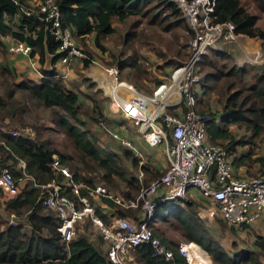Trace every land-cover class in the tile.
<instances>
[{"label":"trees","instance_id":"obj_1","mask_svg":"<svg viewBox=\"0 0 264 264\" xmlns=\"http://www.w3.org/2000/svg\"><path fill=\"white\" fill-rule=\"evenodd\" d=\"M54 1L60 12L62 28L70 31L77 48L86 55L85 59H79L83 68L87 67L93 58L89 50L80 47L79 41L92 38L93 44L104 50L102 39L115 32L113 18L123 22L132 15L142 14L150 2H160L161 7L167 6L172 13L181 15L173 4L164 0ZM255 1L264 7V0ZM26 8H31L29 0H0V166L7 167L16 177L18 172L15 168L18 160L22 159L27 174L39 184L54 181L61 185L67 180L50 168L53 155H57L60 164L69 169L73 181H82L91 186L103 181L109 191L122 193L125 199H135L141 188L159 178L165 169L160 170L148 164L142 168L143 176L139 178L138 158L131 150L123 147L118 154L98 146L96 135L85 127L84 120L81 119L83 113L78 92L68 87L63 78L55 76V69L45 71L40 67V74L36 71L37 80L27 76L18 78L14 68L5 62L8 52V42L5 40L24 42L31 46L30 56L36 55L41 66L46 53L54 54L53 64L65 53L57 50L59 42L45 30L40 14L27 15L23 12ZM212 15L214 22L231 21L237 33L264 41V30L256 24L258 17L249 13L241 0H215ZM174 55L175 58L169 62L173 67L189 57V48H186V51H177ZM129 68V73L123 78L135 87L144 89L141 81L148 79V71L143 63L131 62ZM199 73L203 96L214 95L216 103L221 107L216 113L214 109L209 108L208 102L201 104L202 97L199 100V111L211 115L207 127L208 142L225 147L233 171L241 166L251 167L253 163L258 162L261 166L258 170L260 174L251 177L263 176L264 158L257 156L253 147L257 142H264V64L257 68L239 65L229 53L211 49L202 58ZM208 80L213 82L208 84ZM82 81L87 84L89 82L87 78ZM92 105L89 119H104L111 125L112 121L105 117L102 107L93 100ZM47 111L51 115L48 120L54 125L52 127L42 119V114H48ZM215 117L220 118L219 122H214ZM10 124L20 129L30 128L33 136L12 135L11 132L15 129H12ZM231 124L245 129L249 135L235 139L229 129ZM58 131L67 139L73 152H63L46 136L47 132ZM243 145L249 146L246 154L232 155L231 150L234 151ZM125 160L129 161L127 165ZM234 175L244 178L235 173ZM41 191L37 187L25 186L15 196L4 202L0 201V264H110L106 256L107 243L102 236L100 235V239L91 238L87 229L82 232L77 229L83 222L91 223L89 219L76 223L75 236L68 245L61 241L57 231L58 219L52 210L42 205ZM61 193L73 198L67 187L62 188ZM90 201L95 205L96 214L105 223L109 222V215L112 214L132 219L140 212L139 208L124 209L105 198ZM178 201L180 204L176 203ZM102 204L107 207L106 213L101 209ZM195 204L193 200L184 199L159 204L149 223L152 233L172 250L173 259L154 257L151 254L152 248L142 245L130 251L133 262L188 264L179 252L177 244L171 245L163 234L157 233V223L166 221L175 226L187 243H195L202 248L212 264H263V238H260L252 249L240 248L231 242L233 251L229 252L209 235L208 229L197 215ZM6 214H13L18 222L8 223L4 218ZM218 218L230 226L232 232L248 226L230 225Z\"/></svg>","mask_w":264,"mask_h":264},{"label":"built area","instance_id":"obj_2","mask_svg":"<svg viewBox=\"0 0 264 264\" xmlns=\"http://www.w3.org/2000/svg\"><path fill=\"white\" fill-rule=\"evenodd\" d=\"M164 1L173 4L186 23L190 33L189 57L160 79L149 93L137 90L132 83L122 79L118 65H99L94 80L108 96L110 112L131 123L136 136L146 146H162L167 161L164 173L143 186L135 199H125L100 184L91 186L82 181H73L69 169L60 164L57 155H53L50 168L67 180L61 185L54 181L39 184L27 174L22 159L17 162L16 177L7 167H0V195L7 200L25 186L40 188L42 205L52 210L58 219L57 231L61 241L68 245L75 236L76 223L89 219L107 243L106 256L110 264H132L130 251L142 245L150 246L154 257L173 259L172 250L152 233L149 223L159 204L184 199L192 187L211 202L210 208L215 217L222 218L230 225L264 222V175L250 178L235 176L225 147L208 142L207 127L211 115L198 109L203 95L199 66L209 50L237 49L241 53L237 63L252 66L264 64V51L250 47L252 37L237 33L233 22L213 21L215 0ZM23 12L27 15L40 14L45 30L59 42L57 50L65 52L54 64L51 59L46 65L45 59L42 66L40 63L36 68L33 66L39 74L42 67L45 71L55 69V76L61 77L56 71L57 62L69 66L76 59L86 58L77 48L70 31L62 28L60 12L54 0H39L31 8L23 9ZM12 42L7 46L9 53L30 55L31 46L24 42ZM48 55L54 57V54ZM91 75L95 76L94 73ZM98 124L108 137L118 140L138 158V176L141 178L142 168L148 165L147 159L132 140L123 135L124 126H119L120 132L104 119H99ZM11 133L20 134L17 130ZM64 187L70 189L73 198L61 193ZM100 198L109 199L124 209L139 208L140 212L132 219L108 214L110 220L105 223L90 201ZM103 206L101 209L106 213V205L105 208ZM183 244L178 245L179 252L188 264H194L185 256Z\"/></svg>","mask_w":264,"mask_h":264},{"label":"rangeland","instance_id":"obj_3","mask_svg":"<svg viewBox=\"0 0 264 264\" xmlns=\"http://www.w3.org/2000/svg\"><path fill=\"white\" fill-rule=\"evenodd\" d=\"M37 1L39 0H36L33 5H35ZM241 2L249 13L255 14L258 17L256 24L264 30V7H262L261 4L256 2L255 0H241ZM181 16L182 15H176L172 13L167 6L161 7L160 2H150L146 5L142 14L132 15L123 22H119L115 18L112 19V24L114 26L115 32L112 35H109L106 38L102 39L101 44L104 50H101L100 48L95 46L93 44L92 38H88L84 41H79L78 44L82 49H87L89 50V52H91L93 60L90 64H88L87 67L84 68L80 65L81 62L77 61V63H79V66L76 65L78 67L75 69V76L72 79L68 80L66 83L76 92H78L82 106L81 111L83 113L81 119L84 120L85 127L90 129L96 135L98 146L101 145V148L119 154L120 151L124 149V145H122L118 140L108 137V135L98 124L100 118L97 121L89 119L91 108L93 106L92 100L98 106L102 107L105 117L112 121L111 127H115V130L121 132L119 126L123 125L124 129L126 130L125 132L122 131L123 135L130 140L134 138V141L132 139V142H134L133 144H136V147L138 146L139 149L144 152L140 145L137 144L139 140L136 139V137H133V135L136 136V133L132 124L123 121V119L120 117H116V120L120 121L119 123L114 121L113 118H115V116L112 115L113 113L110 112L108 108L109 98L105 94L103 89L98 85V83L95 82V78L97 77L96 73H98L99 70V65H118L121 70L122 79H124L123 77L130 71L129 63H143L146 70L148 71V75L146 76L148 79L141 81V85L142 87L144 85V89H140L137 87L136 89L143 93H149L152 87L157 84L158 80L166 77L167 74L174 67H176L169 65V62H171L175 58L174 53L183 49L186 51V48L188 49L190 37L186 23L184 20H182L183 17ZM5 41H8V46L13 43L9 40ZM250 44V47H255L264 51V41L260 38H252ZM225 52L229 53L231 58H234L235 61L239 60L241 57V53L237 49H230V51ZM23 56L26 59H32L30 55ZM262 65H249V67L257 68ZM92 73H94L95 76H92ZM83 78H87L89 80L88 84L90 83L91 85H88L86 82L82 81ZM211 82H213V80H208L207 83L210 84ZM201 101V104L203 103V105L208 102L209 108L211 107L212 110L214 109L216 113L221 110L220 105L216 103V98L214 95H202ZM49 114V112L48 114L43 113L42 119L47 122L48 126L52 127L54 125L48 120V118L51 116ZM10 127L17 130L20 134L33 136V131L30 128L20 129L19 127L16 128L15 125L12 124H10ZM229 129L235 139L241 138L244 135H249V132L245 131V129L243 128L237 127L235 124L229 125ZM46 136L53 140L54 145L57 148L61 149L63 152H73V148L68 143L64 135L60 133V131L47 132ZM141 142L143 143L142 140ZM143 146L145 147V149H150V151L153 152L155 151L154 148H149L145 146L144 143ZM248 150L249 146L247 147L246 145H243L241 147H237L234 151L231 150L230 152L233 153L232 155L237 156L240 154H246ZM253 151L257 153V156H261L264 158V142H257V145L253 147ZM143 152L141 153L145 154ZM252 157L255 158L254 155ZM125 161H127L125 162V164L127 165L129 161ZM255 163H253L251 167H248V172H250V174H246L244 178L260 174L258 170L261 168V166L258 163L257 167L254 168ZM136 169L137 168H133V170ZM15 170H17V167L15 168ZM96 184H100L107 190H110L103 181H99ZM191 190H189L188 192H190ZM111 192L114 191L111 190ZM116 194L121 195L122 193L118 192ZM4 200H6L5 197L0 195V201L4 202ZM176 203L180 204L179 201ZM199 205L200 203H196L194 205L195 209ZM0 215H2L1 207ZM4 218L8 223L14 224L18 222V219L13 214H6ZM201 221L204 223L206 229H208L209 235L229 252L233 251L231 242L235 243L240 248L242 247L246 249H252L254 248L253 243L257 242L260 239L256 238L255 236L257 233H260V230H254L253 228H251L252 226L245 229H237L232 232L230 226L222 223L218 217L213 219L212 222H208L207 219H201ZM155 227L158 231L157 233L163 234L169 240L171 245L177 244L178 246L182 243H187V241L182 237L180 232L175 229V226H173L172 223L166 221L160 223L158 222ZM77 229L79 230V232L87 229V231L90 232L91 238H101L100 234L93 228L90 222H83L79 224ZM262 238L264 239V237ZM103 246L105 248V245ZM196 246L198 245L196 244ZM199 249L204 253L206 258H208L206 252L200 247ZM130 257L132 258V254L130 255ZM133 260L134 259L132 258V264H138L135 263V261L133 262ZM209 262L210 264H212L210 260ZM262 263L264 264V260H262Z\"/></svg>","mask_w":264,"mask_h":264},{"label":"crops","instance_id":"obj_4","mask_svg":"<svg viewBox=\"0 0 264 264\" xmlns=\"http://www.w3.org/2000/svg\"><path fill=\"white\" fill-rule=\"evenodd\" d=\"M34 2H36V0H29V3L31 5H33ZM77 61H79V59L74 60L71 63V65H69V66L63 65V64H61L59 62L56 63V71L61 74V77L63 78L65 83L75 76V73H74L75 69L79 66V63H77ZM5 62L11 68H14L16 74L18 75V78H21L22 76L23 77L27 76V77H30V78H33V79H36V80L38 79V75L36 73V70L33 69V66L36 68L38 66V64H39L38 57L36 55L33 56L32 59H26L23 55L11 54V53L7 52L6 56H5ZM76 65H78V66H76ZM68 87H70V86H68ZM70 88H72V87H70ZM198 107H200V106L198 105ZM112 115L115 116V118H113L114 121L119 123L120 121L116 120V117H120V116L115 114V113H113ZM219 120H220L219 117H215L214 122H219ZM123 121H125V120H123ZM124 131H126V130L124 129ZM133 137H136V139L139 140V142H137V144L140 145V147L144 150V152L142 150H140L138 146L136 147V144H134V146L139 151L145 153L144 155L148 159L147 163L149 164V166L158 168L160 170H164L166 168V166H167V161H166L162 146H159L157 148L149 147V148H154L155 149L156 152L155 151L153 152V151H150V149H145V147L143 146L144 142L143 143L141 142V140H142L141 138H139L138 136H134V135H133ZM132 139L134 141V138H132ZM257 165H258V163H255L254 168H256ZM233 172L236 175H238V176H246V174H250V172H248V168L245 167V166H241V167L235 168ZM191 189L190 188L188 189V191L189 190H191V191L190 192L187 191L186 197L184 198V200H186V201L193 200L196 203H200V205L196 207L197 215L202 220L203 219L204 220L207 219L208 222H212L213 219H215L216 217H215L214 213H212V211H211V208H210L211 207V202L208 199L204 198L198 189L193 188V187ZM103 207L105 208V205ZM106 209H107V207H106ZM112 215H116V214H112ZM250 226H252L251 228H253L254 230H257V229L260 230V233H257L255 235L256 238L264 237V222L263 221H256V222L252 223L251 225H248L247 227H250ZM255 243L256 242H254L253 244H255Z\"/></svg>","mask_w":264,"mask_h":264},{"label":"bare ground","instance_id":"obj_5","mask_svg":"<svg viewBox=\"0 0 264 264\" xmlns=\"http://www.w3.org/2000/svg\"><path fill=\"white\" fill-rule=\"evenodd\" d=\"M184 254L191 263L210 264L208 258L194 243H184Z\"/></svg>","mask_w":264,"mask_h":264},{"label":"water","instance_id":"obj_6","mask_svg":"<svg viewBox=\"0 0 264 264\" xmlns=\"http://www.w3.org/2000/svg\"><path fill=\"white\" fill-rule=\"evenodd\" d=\"M46 65H48L52 59V56L48 55V53H46Z\"/></svg>","mask_w":264,"mask_h":264}]
</instances>
